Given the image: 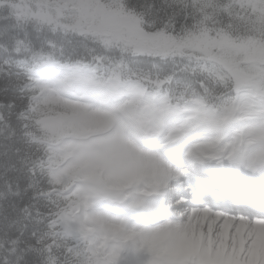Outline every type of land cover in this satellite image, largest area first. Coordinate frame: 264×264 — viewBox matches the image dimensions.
Returning a JSON list of instances; mask_svg holds the SVG:
<instances>
[{"label":"snow or ice","instance_id":"obj_1","mask_svg":"<svg viewBox=\"0 0 264 264\" xmlns=\"http://www.w3.org/2000/svg\"><path fill=\"white\" fill-rule=\"evenodd\" d=\"M52 31L92 63L61 60ZM0 66L21 143L49 150L19 160L43 211L19 209L17 264H264V0H0Z\"/></svg>","mask_w":264,"mask_h":264},{"label":"clouds","instance_id":"obj_2","mask_svg":"<svg viewBox=\"0 0 264 264\" xmlns=\"http://www.w3.org/2000/svg\"><path fill=\"white\" fill-rule=\"evenodd\" d=\"M133 3L138 5V6H144L146 4H151V3H156L159 5L161 3V0H133ZM51 36L54 37V41L56 44V48L54 49L56 55L63 61L68 62L70 60H84L87 63L91 64L92 63V54L86 49L82 48L81 51L79 52L78 55L73 56L70 54L69 49L71 44L78 39V37L73 36L71 33H64L60 32L57 33L55 31L51 32ZM89 48H94L96 47L94 44L89 43L88 45ZM63 50V51H61ZM110 55H116V53H107ZM3 66H0V72H3ZM209 87L213 90V92H218L221 95H226L227 93L233 91L234 85L227 79L225 78L224 81H217L215 79L211 80L209 82ZM18 103L22 105L24 103L23 100L18 99ZM216 101L215 99L210 100V104H215ZM0 109H2V116L5 119H10L13 115H16L17 120L24 124L25 122L31 123L30 120L21 119L19 116L16 114V110L11 109L9 107H5V104H0ZM24 129H20V132L22 133ZM25 147V152L30 151L32 156L39 162V163H44L47 161L48 156H49V150L48 146L46 144H33L31 146H26ZM58 153L63 156L66 154V146L63 144H59L56 146ZM64 160L62 158L58 159L57 162V167L63 171L65 167ZM264 166V164H262ZM62 180L67 182L70 180V176H63ZM179 191V189H177ZM20 227L19 225L16 224V222L9 223L8 230L4 232L2 235H0V260H5L10 262V264H17V262L20 260L19 254H16L14 249V241L13 237L15 236L16 231H19ZM11 242V247H5L6 244H9ZM24 247H27L25 244ZM20 253H23V248H20ZM66 255V253H65Z\"/></svg>","mask_w":264,"mask_h":264},{"label":"trees","instance_id":"obj_3","mask_svg":"<svg viewBox=\"0 0 264 264\" xmlns=\"http://www.w3.org/2000/svg\"><path fill=\"white\" fill-rule=\"evenodd\" d=\"M54 39V37H53ZM3 72L7 71V67L3 66ZM4 81L0 80V102L7 105L11 102V94L5 93L3 90ZM20 109H16L19 111ZM3 111V110H2ZM10 127L0 131V161L5 160L6 157L2 155L4 151V145L11 146V164L15 165V168H5L0 167V192H5V197H0V205H2L3 213L8 218V222H16L19 213V209L28 203H32L37 205L39 210L43 211V202H37V200L32 199L35 195L31 192H25V188L27 187L24 175L22 174L20 169L21 165L19 163L20 157L25 154V147L20 141L21 132L20 129L23 128V124L17 120L16 115H13L10 119H8ZM15 133V134H13ZM19 148L21 151L19 153L16 152V149ZM10 186V189H9ZM12 193H19L18 196L13 195ZM36 211H32V216L25 223L28 224L27 237L30 238L31 231L33 230V225L36 220ZM20 227V226H19ZM17 235L20 234V231H16ZM2 235V234H0Z\"/></svg>","mask_w":264,"mask_h":264},{"label":"bare ground","instance_id":"obj_4","mask_svg":"<svg viewBox=\"0 0 264 264\" xmlns=\"http://www.w3.org/2000/svg\"><path fill=\"white\" fill-rule=\"evenodd\" d=\"M157 244H160L159 247L162 250V252L163 251L167 252V251H174L178 246L181 245V242L176 241L175 243H172L169 236L162 235L157 241Z\"/></svg>","mask_w":264,"mask_h":264},{"label":"rangeland","instance_id":"obj_5","mask_svg":"<svg viewBox=\"0 0 264 264\" xmlns=\"http://www.w3.org/2000/svg\"><path fill=\"white\" fill-rule=\"evenodd\" d=\"M158 245V247L160 246V244H157ZM183 244H182V242H181V245L180 246H178L174 251H184L185 249H184V246H182ZM160 248V247H159ZM161 250V249H160ZM162 251V250H161ZM163 252H165V251H163Z\"/></svg>","mask_w":264,"mask_h":264}]
</instances>
